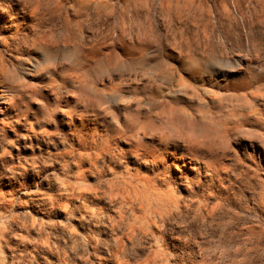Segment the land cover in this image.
I'll return each mask as SVG.
<instances>
[{
	"label": "rangeland",
	"instance_id": "1",
	"mask_svg": "<svg viewBox=\"0 0 264 264\" xmlns=\"http://www.w3.org/2000/svg\"><path fill=\"white\" fill-rule=\"evenodd\" d=\"M247 3L228 21L200 0H36L30 22L9 23L17 5L0 20V61L23 72L0 85L37 90L20 123L0 121V264H106L133 230L127 254L145 263L189 261L172 246L187 242L199 264H264V0ZM39 44L59 56L50 75ZM202 56L213 63L194 75ZM82 89L108 111L94 118ZM173 107L216 132L176 138ZM174 139L184 166L151 150Z\"/></svg>",
	"mask_w": 264,
	"mask_h": 264
},
{
	"label": "bare ground",
	"instance_id": "2",
	"mask_svg": "<svg viewBox=\"0 0 264 264\" xmlns=\"http://www.w3.org/2000/svg\"><path fill=\"white\" fill-rule=\"evenodd\" d=\"M85 1H90V0H85ZM91 1L97 2L98 0H91ZM200 1L210 12L211 11L216 12V11L220 10V13L222 14L223 18L230 21L233 18V16L240 17V18H242V20H244L243 6H244V4L247 3V1L250 2L253 0H220V1H218V0H200ZM35 2H36V0H0V20L3 23H5L4 20L8 19L7 16H9V13L11 14L12 8L15 5H17V6L21 7V9L23 11L21 18L11 19L9 23H11V25H15L21 21H23V23L30 22L33 18L36 17V14H37V12H36L37 9L36 8L34 9L32 7ZM253 3L254 2L247 3V7H249V4L252 5ZM263 7H264V4H263ZM114 34H116V33H114ZM131 49L139 50L140 47H138L136 45H132ZM82 51H83V47L79 46L72 53H67V52L64 53L62 55V58L63 59H71L73 56L81 55ZM35 55L38 56L37 58L39 59V61H36V64L34 66L35 70H40L42 68V66H44L46 69H48L47 75H50V74L55 72L56 63L58 61L59 56L52 49L51 45H49V44L37 45ZM145 61L146 60L143 59L142 63L146 64ZM212 63H213L212 58H210L208 56H202L200 58L192 57L189 59L188 66L190 67V71L194 75H202L206 71L209 70L210 65ZM22 75H23V72L19 73L15 69L11 72L10 69L8 68V66L5 65V63L3 61H0V78L2 79V81L4 80V82H7L10 84V81L23 80ZM220 75L225 77L227 74L220 73ZM80 89L81 88H79L78 91H80ZM82 90H83L84 100L91 106V110H90L91 112L90 113L92 114V116L94 118H97V117L101 116L103 113H105L106 111H108L107 104L105 102V99L102 96L98 95L96 92H88L86 89H82ZM36 91L37 90L31 89L25 85L17 86V87L1 86L0 85V116H1L0 121L4 122L5 119H9L11 117V119H12L10 121L11 124H13L14 122L20 123L19 118L16 117L17 119H14V117L16 115V111L19 109V106L21 105V101L24 100L26 97H32L36 93ZM78 96H80V95H78ZM158 102L161 103L160 101H158ZM169 109H170V107H169ZM48 114L49 113H46V115H48ZM166 114H168V117H167V120L166 121L164 120V122H163L164 128L166 130H168L169 132H171L176 138H180L183 135V132H187L189 134V136L194 138V139L209 137L210 134L216 132V128L214 127V125L211 122H209L206 119H199V121L196 123L191 118L190 114L185 113L181 108H174L173 107L169 112H166ZM26 121L29 122V126H30V128L26 130L28 135H33V136L42 135L43 137L46 136L45 135V134H47L46 132L37 133V131L34 130V122L32 120H26ZM4 126H5V124H1L0 130H3ZM174 140H176V139H174ZM177 142L178 141L176 140V143H174L176 148L172 147L171 142H167V143L162 142V144L165 145V147L163 146V149L158 148V149H151V150L153 152H155V154H158L159 157L169 158L170 164L174 165L175 167H179L180 164H183V166H184L186 163V158H185V156H183L182 153H179L177 151L181 147L178 145ZM158 146H162V145L159 143ZM192 148H194V145L191 146V149ZM191 166L193 168H198L197 164L191 165ZM133 231L128 232V233L123 234V235H116V236H114V243L113 244H107L108 247L106 248V251H107L106 253L108 256H107V258H104V262H106V264H109V263H114V264H149L150 263V257L146 260L147 263H145V261H141L138 258L131 257L127 254L128 244L131 242V238L129 237V235L130 236H131V234L134 235ZM178 241H179V239H178ZM96 243H98V242H96ZM157 244H159V243H157ZM36 245H39V244H36ZM172 246L180 247L183 250V252H185V254L190 258L189 261L187 258H185V259L183 258V260H185V261L182 262V264H185V262H192L193 259H194V263H192V264H199V261L196 258L197 254L195 252L196 251L195 245H190L187 242H184L183 244H180V242L179 243L177 242V243H173ZM45 249H46V246H45ZM173 250H174V248H173ZM94 251L96 254L97 253L99 254L98 246L94 247ZM164 253L165 254H171L168 248L164 249ZM166 260H167V263H170L168 258H166ZM99 264H100V262H99ZM101 264H103V262H101ZM201 264H203V263L201 262Z\"/></svg>",
	"mask_w": 264,
	"mask_h": 264
},
{
	"label": "snow or ice",
	"instance_id": "3",
	"mask_svg": "<svg viewBox=\"0 0 264 264\" xmlns=\"http://www.w3.org/2000/svg\"><path fill=\"white\" fill-rule=\"evenodd\" d=\"M9 143H11V141H9ZM113 166L115 167V164H113ZM103 167H104L105 174H107V171H108L107 166L105 165ZM101 183H103V181H101Z\"/></svg>",
	"mask_w": 264,
	"mask_h": 264
}]
</instances>
